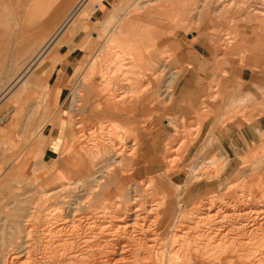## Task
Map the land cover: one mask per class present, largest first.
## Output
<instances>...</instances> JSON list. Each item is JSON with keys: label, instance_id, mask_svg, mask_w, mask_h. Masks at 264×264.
<instances>
[{"label": "rangeland", "instance_id": "rangeland-1", "mask_svg": "<svg viewBox=\"0 0 264 264\" xmlns=\"http://www.w3.org/2000/svg\"><path fill=\"white\" fill-rule=\"evenodd\" d=\"M37 1L0 0V36L7 38L3 50H0V64H5L3 71L0 72V125L10 126L14 122V126L8 132V140L5 139L0 146V150L5 156L4 165L9 163V168H7L4 175L0 176V230L4 229L6 235L10 234V230H12L11 222H13L10 217L12 212L21 213L24 210L31 211L35 209L33 206L37 207V205L33 204L38 203L34 202L35 196H41L37 192L39 189L43 190L41 197L44 195L46 197L50 193L48 191L61 184L60 178L47 183L61 162L66 160L74 163L90 161V157L83 153L86 151L85 149L90 150L92 148L93 142L91 141L92 136L90 133L93 129L90 124L95 122V127L98 128L99 133L102 127L106 128L102 131L107 132L111 126L115 125L116 130L112 127L113 132L116 134H114L115 139L122 144L123 141H125L124 143H134L133 139L131 141L125 140L126 133L129 131L126 127H128L127 124H130V122L127 119L118 120L120 115L124 116V110H122L123 113L116 111L117 107L112 108L110 105L111 110L100 111L101 107L104 108L107 105L108 100L112 102L115 97L117 101L125 95L127 98L133 97L135 100L140 101L145 98L147 92H154L153 97L150 95L148 110H146L145 105H136L132 108L135 113L138 108V113H143V116H154L151 113L154 107L152 100L159 95L157 91L158 93L160 92V88L156 90L155 85L159 84L167 76V72L164 70L162 73H157L159 71L157 69L153 71V67H150L151 65H148V67L137 65V62H134L132 56L129 55V50L134 51L130 45L136 44V40L129 41L130 36L138 32L137 30L130 32L128 22L131 17H137L139 19L138 22H141V18L148 16L150 28L154 35L162 40L163 55L161 60L169 63L170 73L174 77L169 84V90L163 91L165 96H162V103L156 105L157 112L153 113L162 115V118L167 120H172L176 117L191 118L181 119V122H183L181 124L184 126L180 130L182 132L177 136L176 142L170 144L169 138L173 135V129L167 120L163 122V125L167 127L166 130L161 131V135L158 133L160 137L156 135L148 136L155 132L151 133L147 128H144L142 130L143 147L141 149L145 155L144 160H141V158L138 166L136 165L137 167L134 165L133 160L123 162L120 166L122 169L118 167V170L129 171L128 173L125 171V175L126 173L128 175L133 174V176L131 175L132 178H130L132 182H142L144 178L155 174L164 176L163 169L166 164L168 165L167 159L171 155H168V153H172L174 148L176 149V152L172 154L173 157L176 156L174 165L180 164L184 160L182 164L191 166V168L183 170L186 171L185 173L181 172L179 174L178 169L171 171L170 174L166 173L168 177L166 183L162 185L171 202L175 200L172 204L178 203V208H175L178 210V217L175 219L171 236L174 228L183 221L185 236L189 231L194 230L193 227H196L194 224H197L199 220V216L196 214L197 212L200 213V211L192 209L198 208L201 201L207 200L205 198H207V193L210 191V188L202 181L203 179L208 181L207 177L213 174H218V176L220 173L222 174L226 170L227 161L229 168L223 175V182L226 181V177L234 181L245 179L249 182H257V185L251 184L249 186L250 190L254 189L257 191L260 189V184L264 182V140L256 143L246 142V145H243L237 136L226 137L219 134L207 136L203 129L204 125L208 124V120L209 122L216 120L214 123L218 121L217 124L221 126L228 118L232 122L231 127L235 133L242 130L243 118L250 111L249 102L255 101V98L247 95L245 97L242 96L241 86L227 78V67L222 62L227 61L230 55L241 52L243 47L245 49L249 45L258 48L259 45L264 43V0H145L146 3L143 4H131L135 0H103L104 5L102 4V8L92 13L88 19L87 27L77 32V37L73 36L66 43L70 47L76 46L80 49L71 58L74 61V65L69 69V85L64 89L62 97H58L57 100L54 97L44 99V90L42 85H40V81L44 80L49 72L53 73L54 68L57 69V66L54 67L52 65L47 70L50 59H55V53L60 46H56L51 56L43 59L31 72L35 76L36 85L30 87L24 95L19 94L18 90L20 87H18L19 82L25 75L23 70L28 68L29 63V67L34 66L31 65L30 61L36 56L35 52L29 48L24 49L25 44L22 41L18 42V39L22 33L24 21L29 19V10L35 7ZM77 1L74 0L73 5ZM95 2L101 4L102 0H91L92 4ZM70 4L71 6L66 4L65 7L61 8L60 11L63 16L59 19H63L70 11L72 3ZM82 14L84 15V13ZM124 15H127L126 18L121 22H117L118 17H124ZM107 17L110 18L109 22H114L113 25L109 26L108 30L110 31L108 33L105 31L106 35L97 36L95 26ZM79 18L82 17L79 16ZM139 27L140 24L136 28L139 29ZM200 41L210 46L209 48L212 50L211 61H214V64L209 66V62H206V65L199 66L195 71H187V65L184 60L190 56L188 48ZM49 44L50 42L48 41L47 45ZM103 48L108 49L104 50ZM26 51L27 53H25ZM139 52L141 51L139 50ZM205 53L209 55L207 50ZM83 58H86L88 63L85 61V64H81ZM218 63L220 64L218 65ZM9 67L10 71H8ZM169 70H167L168 73ZM60 74L61 71H58V74H54L51 83H54L55 77ZM137 77L140 79L136 80ZM8 80H10V83L5 89ZM108 81L112 83H108ZM137 87H140V89ZM124 89L126 91H123ZM77 92L80 94L82 92V94L76 95ZM126 92L132 95L130 96ZM88 95L92 100L90 105L85 102V99L87 100L85 97ZM76 100L79 101L77 102ZM158 100L156 98L154 102ZM92 109L98 112L92 114ZM60 113L65 114L64 118L66 121V124L61 122L56 127V135L61 138V141L58 142V148L57 146L54 147L57 152L48 153L46 162H44L43 144L41 145V143L48 144L50 141H40V146L35 143L39 135V119L41 117H56ZM128 113H131V109ZM208 116L226 118L210 120L207 118ZM200 118L205 119L204 124L201 123ZM106 119L108 121H110L109 119H114L116 122L112 120L108 122ZM52 127H54L53 124ZM44 129L45 127L43 128V133L49 135L51 127ZM69 129L74 136L70 149L68 146L69 141L66 137ZM88 131L90 132L88 133ZM149 137L150 140L146 142ZM156 137L158 140H156ZM164 140L166 141L165 144H163ZM79 154L82 156H77ZM108 156L106 159H109ZM50 157L54 158L51 159ZM74 157L76 161L72 160ZM162 157H164V160H159V158L163 159ZM103 159L105 157L100 161L103 162L102 165H106L108 162ZM214 159L215 162H213ZM124 163L127 164L125 165ZM149 165L150 167H148ZM44 166L48 167L49 170L40 173ZM66 169L68 171V168L65 167V172ZM67 174L70 173L67 172ZM199 181L202 182L201 186L198 183ZM45 184L46 188H42ZM220 186L223 191H225L226 187L228 188V186ZM67 192L60 194L61 198L67 199L70 195L76 193L72 188ZM257 201L260 202V200ZM46 202L43 205L45 209L53 207V201L49 200ZM187 223L188 226H191H186ZM194 235L195 233L186 237L192 244L195 242ZM102 240L96 241V243L100 244ZM254 261L253 264H257L260 259L258 260L257 257ZM203 263L208 264L206 261ZM229 264H232V262H229Z\"/></svg>", "mask_w": 264, "mask_h": 264}, {"label": "bare ground", "instance_id": "bare-ground-1", "mask_svg": "<svg viewBox=\"0 0 264 264\" xmlns=\"http://www.w3.org/2000/svg\"><path fill=\"white\" fill-rule=\"evenodd\" d=\"M90 2L91 0L80 2L74 12V22L78 23L79 16L82 17L83 8ZM126 16H119L117 22H121ZM108 29L109 26H106L104 32L107 31L108 33L110 31ZM109 34L111 35V33ZM104 35L106 34L104 33ZM24 36L26 38L23 37V40H26L27 36ZM107 49L105 48L104 50ZM139 50H129V55L132 56L134 62H137V65L144 67L151 65L150 67H153L155 61L156 63L162 61L161 55L155 57L152 54L147 59L148 56L146 57ZM39 56L37 54L30 61L31 65H34ZM165 62L162 61L163 64L160 63L161 66L157 73H162L164 70L167 72L169 63ZM94 64L95 62L93 66ZM166 77L155 85L156 90ZM138 79L140 78L137 77L136 80ZM108 83L112 82L108 81ZM137 88L140 89V87ZM123 91L126 90L124 89ZM79 94V92L76 93V95ZM127 94L130 95V93ZM150 95L153 97L154 92H147L145 98L140 101L135 100L133 97L127 98L124 95V97L117 98V101L114 97L113 101L115 100V102L108 100L106 106L101 103L105 106L100 108L101 112L116 107V111L122 112L124 110V116L120 115L118 120L127 119L130 122V124H127L128 127H126L130 132L126 133L125 140L131 141L133 139L134 143H124L125 141H123L122 144L115 139V132L112 130V127L116 130L115 125L111 126L107 132H103L106 128L102 127L103 131L101 130L99 133L98 128L95 127V122L90 124L93 129L90 133L92 136L91 141L93 142L92 148L90 150L85 149V152L82 150L84 154L86 153L90 157V161L74 163L66 160L61 162V164L59 163L60 166L56 168L54 175L49 178L50 180L47 183L60 178L61 184L50 191L47 190L50 193L46 197L44 195V198L41 197L43 190L39 189L37 192L41 196H35L34 202H38L33 204L37 205V207L33 206L35 209L31 211L24 210L21 213L12 212L10 214L13 221L11 222L12 230H10V234L6 235L4 229L0 230V264H204V261L208 262V264H229V262H232V264H253L257 257L258 260L260 259L257 264H264V182L259 183L261 186L257 191L254 189L250 190L249 187L257 182L247 181L234 185L228 177L223 182L222 175L227 172V167H225L226 170H224L223 174L220 173L219 176L218 174L208 176V181H204V179L202 181L210 188L209 193H207L208 196L206 195L207 198H205L207 200L200 202L199 209H192L200 211V213L196 211V215L199 216L197 224H194L196 227H193L194 230L190 229L191 231L185 236L182 224L184 221H180L181 223H178V226L176 225L177 227L174 228L171 236L175 219L178 217V210L175 209L178 208V203L172 204L175 200L171 202L162 185L166 183L168 177L166 173L170 174L171 171L177 169L179 174L181 172L185 173L186 171L183 170L191 168V166H183L184 160L180 164L174 165L176 163V156L173 157L172 155L176 152L174 148L172 153H168V155H171L167 159L168 165L164 166V176L155 174L144 178L142 182H132L130 178H132L131 175L133 176V174L128 175L129 171L125 170L127 172L125 175V171H121L122 168L120 166L123 162L133 160L134 165L138 166L139 161L144 160L145 155L141 150L143 147L142 130L147 128L148 131L154 133L160 129L161 118L155 119L152 115L143 116V113H138V108L136 113L132 109L136 105H145L146 110H148ZM85 98H87V100L85 99L87 105H90L92 103L91 97L88 95ZM75 99L77 98L75 97ZM76 101L78 102L79 100ZM110 105L112 108H110ZM130 109L131 113L129 114ZM95 112L97 113L98 111L92 109V114ZM109 120L115 121L114 119ZM106 121L108 120L106 119ZM200 121L204 124L205 119L200 118ZM170 122L176 127L177 131L170 136L169 144L176 142L177 136L182 132L180 130L184 127L181 124L183 123L181 119L170 120ZM66 137L69 141L68 146L70 149V145L74 140L70 129L67 130ZM51 138H45L42 135V138L40 137L39 140L38 137V140L39 142H48ZM59 141H61V138L57 137V143H55L54 147H59ZM107 155H109V159H106ZM77 156L81 157L82 155L79 154ZM104 157L105 159L103 160L108 162L106 165H102L103 162L100 161ZM164 157L167 158L165 155ZM164 157H162L163 159L159 158V160L163 161ZM75 159L74 157L72 160ZM65 167L68 168L66 172L64 171ZM118 167L121 169L118 170ZM48 170L49 168L44 166L40 173ZM67 172L70 174H67ZM202 182H198L200 186ZM46 184L42 188H46ZM220 185L228 186V188H224L225 191H223ZM70 187L76 193L70 195L69 198H67V195V199L61 198L60 194L68 193L67 191L71 189ZM49 200L53 201L54 205L49 209H45L43 205ZM257 200H260V202ZM186 226H188V223ZM194 233L195 242L193 245L186 237ZM99 240H102V245L101 243H96Z\"/></svg>", "mask_w": 264, "mask_h": 264}, {"label": "crops", "instance_id": "crops-1", "mask_svg": "<svg viewBox=\"0 0 264 264\" xmlns=\"http://www.w3.org/2000/svg\"><path fill=\"white\" fill-rule=\"evenodd\" d=\"M80 2L81 1L78 0L77 3L73 5L74 0H38L35 7L29 10V13H28L29 19H26L24 21L22 33L18 39L19 40L18 42L22 41L25 44L24 49L29 48L31 51L35 52V55L39 54L40 56H39V59L36 60V62L34 63V66L30 68L28 67L26 70L25 69L23 70L25 75L22 77V80L19 82V85H18V87L20 86L18 89L19 94L21 95L26 94L30 87L36 85L35 76L31 75V72L35 69V67L43 59H45L47 56L49 57L51 56L56 46H60L57 52L55 53V59L54 60L50 59V64L47 70H49L52 65H54V67L57 66V69L54 68L53 73L49 72L48 73L49 76L47 75L44 80H41L40 85H42L43 90H44L43 91L44 99L54 97V99L57 100L58 97L59 98L62 97L64 89H66V86L69 85V79H68L69 69L70 67L74 65V61L71 60V58L74 57L80 49L79 47H76V46L70 47L66 43L69 40H71L73 36L76 38L77 32L87 27L88 19L91 17L92 13H94V11H96L97 9L102 8V4H103V0L101 4L97 2L92 4L90 2L91 3L90 5V3L89 4L87 3V5L82 10V13H84V15L82 14V18H78V23H77V22H74L73 16ZM70 3H72V7L70 11L66 14V16L63 19H59L61 16H63L62 15L63 13L61 14V11H60L61 8L65 7L66 4L68 6L69 5L71 6ZM133 3L143 4V3H146V1L145 0H135L131 4ZM109 20L110 18L107 17L106 19L100 21L95 26V29L97 30V36H102L104 34V30L106 26H110L114 23V22H109ZM138 21L139 19L137 17H132L130 18V21L128 22L130 25L131 31H134V30L138 31L135 34H132L133 37L131 35L130 40H129V41L136 40V44L134 45L132 44V46L131 45L130 46L134 49V51H137L138 49H140L143 55H145L146 57L148 56L147 59L152 54H154L155 57L158 55L162 56L163 55L162 40L158 39L154 35L152 29L150 28L148 16L145 18H141V22H138ZM70 24H73V25H70ZM139 24H140V27L138 29L136 27ZM24 35L27 36L26 40H23V37L26 38ZM5 41H7V38L4 36H0V50H3ZM48 41L50 42L49 45H47ZM209 47L210 46L207 45L205 42L200 41V42H196L191 48H188L190 56L186 57L184 60V63L187 65V71H195L199 68V66L206 65V62H209V66L214 64V61L213 62L211 61L212 50ZM246 48L244 49L243 47L242 49L241 47L242 49L241 52L230 55L227 58V61L222 62V64L226 65L227 67L226 69L227 78L230 81H233L241 86L240 90H241L242 96L245 97L247 95L249 97L255 98V101L249 102L250 111L248 112L246 117L243 118L244 121L241 124L242 126L241 132L235 133V131L231 127L232 122L228 118L217 117V116H208L207 118L209 119L226 118V122L223 125L219 126V124L211 121L208 124L206 123L203 129L205 135L207 136H212L215 134H219L221 136L225 135L226 137L237 136L238 138H240L243 145H246V142L256 143V142H261L264 140V43L259 45L258 48L251 47L249 45ZM144 50H146V52H144ZM206 50L209 52V55H206L205 53ZM85 61L87 62L88 60H86V58H83L81 61V64H85L84 63ZM158 62L156 63L155 61L153 70L157 69V71H159V68L161 66L160 63H162V61L160 63ZM219 64L220 63H218V65ZM4 66H5L4 63L0 64V72L3 71ZM217 67L221 68L220 66H217ZM169 69L170 68L168 67V70ZM8 71H10V67L8 68ZM58 71H61V74L55 77L54 83H51V79H53L52 77L54 76V74H58ZM173 79L174 77L170 73V70H169V73L167 71V77L164 80V82L161 84V86H158V88H160V92L157 94H159L158 96L160 97L155 96L152 100V104L154 105V107L151 113L154 115L155 119L163 117L162 115H155L153 112H157L156 105L162 103V100H163L162 95L164 93L163 91H165L166 89H169L168 88L169 84L171 83ZM9 83H10V80H8V83L5 86V89L9 86ZM74 84H73V87H74ZM156 98H158L159 100L157 102H154V99ZM64 116H65L64 113H60V115L56 117H48V118L41 117L39 119L38 137L39 136L42 137V135L45 136V138L52 137L50 139L51 141L50 143L48 144H45L44 142L41 143V145L43 144L42 151H44V158H43L44 162H46V157L48 153L57 152V150L54 149V145L55 143H57V135H56L57 128L56 127L60 125L61 122H64L66 124ZM189 118L191 117H176L172 120H175V119L185 120ZM165 120L167 119L166 118L162 119V122L159 126L160 129L157 130L154 134H151L149 136L156 135L157 137H160L158 133L167 128L166 126L163 125V122ZM167 121L173 129L172 134H174L176 127L170 122V120H167ZM52 124L54 125V127H52ZM13 126H14V122H12L10 126L0 125V146L3 144L5 139L8 140V137H7L8 132ZM44 127L45 129L51 127L49 135L43 133ZM157 137H156V140H158ZM39 140L38 142H35L38 145H39ZM149 140H150V137L147 139L146 142H148ZM163 142H164L163 144H165L166 141L164 140ZM50 158L52 159L54 157H50ZM4 159H5V156L2 150H0V176L4 175L7 168H9V163L4 165V162H3ZM216 161H217V158H216ZM213 162H215V159ZM183 166H189V164H183ZM226 167L227 169L229 168L228 161H227ZM244 180L245 179L241 181L232 180V183H234L235 185V184H240V183L242 184L244 182H247V180L245 181Z\"/></svg>", "mask_w": 264, "mask_h": 264}]
</instances>
